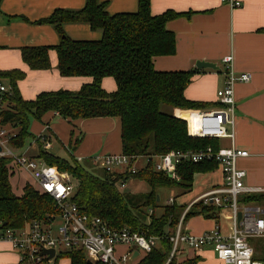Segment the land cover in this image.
<instances>
[{"label": "trees", "instance_id": "1", "mask_svg": "<svg viewBox=\"0 0 264 264\" xmlns=\"http://www.w3.org/2000/svg\"><path fill=\"white\" fill-rule=\"evenodd\" d=\"M3 0H0V4ZM107 2L86 0L83 8H56L49 17L36 24L52 25L60 36L57 45L24 46L21 48L24 62L32 70L52 67L50 51L58 56L57 68L62 76H88L93 80L83 84L77 91L60 89L45 91L33 100L22 97L18 80L25 78L20 69L1 70L0 78L8 79L11 95L1 107V122L18 128L12 144L24 148L30 132L32 119L42 121L45 114L55 112L73 123L79 119L112 117L121 121L122 153L130 156H152L169 150H196L207 145L218 148L216 139L194 137L189 132L186 116L207 105L189 100L185 90L198 69L187 71H158L154 57L176 53V34L167 28V22L178 17H190L194 12L167 10L155 15L151 0H138L134 12L111 14ZM67 23H85L92 30L101 31L99 40L71 38L64 30ZM113 77L117 90L108 92L102 86L103 78ZM48 131V130H47ZM48 133V132H47ZM73 135V133H72ZM81 137L70 143V154L80 143ZM38 157L49 166L67 173L76 181L73 202L82 213L101 218L113 228L129 227L135 231L159 238V245L136 264H166L172 243V235L187 205L166 204L160 215L157 197L160 187H178L190 191L196 173H208L218 169L216 162L184 163L179 166L180 179L174 180L157 172L149 162L137 173L122 175L99 167L92 158L79 161L73 155L62 157L50 152L39 143ZM8 160L0 159V233L6 229H19L33 221L47 222L59 214L54 198L38 192L26 184L23 193L17 195L9 179ZM122 178H133L148 183L150 191L141 194L123 192L119 189ZM243 203L261 204L264 193L243 196ZM145 208L153 209L151 215ZM214 206L196 203L189 210L186 221L196 215L214 218ZM150 218V219H149ZM251 239L255 248L254 259L264 262V242ZM70 258L71 264H90L84 250L60 251L53 259ZM48 260V259H46ZM175 259L170 261L173 263ZM196 262V259L186 261ZM91 264H102L93 262Z\"/></svg>", "mask_w": 264, "mask_h": 264}, {"label": "crops", "instance_id": "2", "mask_svg": "<svg viewBox=\"0 0 264 264\" xmlns=\"http://www.w3.org/2000/svg\"><path fill=\"white\" fill-rule=\"evenodd\" d=\"M107 2L111 14L134 12L138 0H100ZM241 3L233 6L230 0H151L155 15L167 10L194 13L190 17H178L167 22V28L176 34L177 50L173 55L154 57L158 71H187L198 69L185 90L189 100L207 106L202 110L219 106L217 92L224 86L227 66L226 56H232L231 68L237 73L250 72L252 80L235 86V146L245 149L249 156L238 160V167L245 170L244 179L249 187L264 188V0H234ZM86 0H3L0 4V69H20L26 72L18 80V88L26 100H33L45 91L66 89L79 90L83 84L92 82L88 76H62L57 68L58 56L50 51L52 67L47 70H32L23 60L24 46L57 45L60 36L52 25L36 24L49 17L56 8L80 9ZM65 32L74 39L99 40L101 31L92 30L85 23H67ZM199 61L215 63L219 69L198 68ZM10 87L8 79L0 78ZM102 86L108 92L117 90L113 77H105ZM183 114V113H181ZM32 123L35 135L49 133L51 149L58 140L65 148L81 137L72 151L79 161L105 154H122L121 121L119 118L99 117L75 120L73 123L55 112H48L42 121ZM48 128L46 132L45 128ZM73 133V135H72ZM221 144L230 145L223 139ZM37 154L38 151L30 152ZM220 171L215 174V172ZM200 175L202 186L193 188V203L201 195L219 186L223 181L222 171L217 169ZM195 175V177H196ZM32 183L34 180L31 178ZM195 182V178H194ZM176 200V199H175ZM188 204V205H189ZM193 233L200 234L214 228L216 221L203 215L191 217ZM186 223V229L192 232ZM214 251L211 247L187 250L179 258L186 262L200 254ZM0 264H21L19 253L13 243L0 239ZM42 264H54L53 259ZM58 264H71L70 258H61Z\"/></svg>", "mask_w": 264, "mask_h": 264}, {"label": "built area", "instance_id": "3", "mask_svg": "<svg viewBox=\"0 0 264 264\" xmlns=\"http://www.w3.org/2000/svg\"><path fill=\"white\" fill-rule=\"evenodd\" d=\"M233 6H240L239 1L230 0ZM232 56H226L227 66L224 86L218 90L219 106L214 109L195 110L186 116L189 132L194 137L227 139L229 146L219 144L196 150H169L166 153L150 156H130L122 154H105L92 157L93 161L109 172L122 175L137 173L147 163L152 162L157 172L168 175L177 181L180 179L178 168L184 163L216 162L222 171L223 182L201 195L193 203L187 205L181 214L175 232L169 236L172 250L166 264L187 250H201L211 247L224 264H264L254 259L255 248L251 243L253 238L264 237V207L255 203H243V196L263 193L264 188L249 187L245 184L246 171L238 167V160L249 156V152L235 146V86L238 83H248L253 76L250 72L237 73L231 68ZM11 87L0 79V113L1 107L8 96ZM49 127L46 126V132ZM16 133H11L9 125L1 122L0 115V159L8 160L7 168L11 179L18 173L28 174L33 180L32 185L40 193L50 194L59 209V214L53 215L47 222L33 221L19 229H6L0 233V239L13 243L19 253L21 264H42L48 259L43 251L54 249L55 256L60 251L82 249L88 260L102 264H129L130 260L139 261L150 253L159 241L158 237L147 236L129 227L113 228L101 218L82 213L75 202L76 182L72 177L49 166L37 154H31L28 149L17 148L12 144ZM44 144L51 147V136L42 133L32 140L30 149ZM145 159V163H140ZM133 179V178H131ZM130 180V179H129ZM128 180L122 178L120 187ZM29 181H26L25 185ZM30 184V183H29ZM176 202L174 197L168 204ZM196 203L214 206L216 224L210 231L200 234L186 229V216ZM61 219L57 231L55 222ZM135 251L138 255L134 256ZM143 254V255H142ZM179 261V260H178ZM134 264V263H130Z\"/></svg>", "mask_w": 264, "mask_h": 264}, {"label": "rangeland", "instance_id": "4", "mask_svg": "<svg viewBox=\"0 0 264 264\" xmlns=\"http://www.w3.org/2000/svg\"><path fill=\"white\" fill-rule=\"evenodd\" d=\"M32 123H37V121L32 119L31 126H32ZM9 128H10L11 133H17L19 130L18 128L11 127V126ZM30 132L35 134L33 127H30ZM31 144H32V139L28 138L26 140V144H25L26 146L24 148H25V150L28 149V151L33 153V151L37 150L38 145H34V147H32V149H30L29 147ZM224 145L227 146L226 144H224ZM47 149L50 152H52L56 155L62 156V157L71 158V156H72V154H70L69 150L67 148H65L58 140L55 141L54 147L52 149L51 148H47ZM140 163H145V159H141ZM218 172H220V171L215 172V174ZM200 177H201L200 175H196L193 188H195L197 186H202V183H201L202 181H200V179H199ZM9 179L12 183L13 190L17 195H20L23 193V189H24L26 181H30L32 183L31 177L28 176V174H24V173H18L12 179H11V176L9 174ZM72 179L74 181H76L73 177H72ZM174 180H176V179H174ZM118 187L121 191L127 192V193H132V194H141V193H146V192L150 191V187H149L147 182H145L143 180H137V179H130L126 182V185L124 187H120V186H118ZM192 190L183 192V190L178 188V187H160V188H158L157 191H158V195L160 197V200L158 201V204H159L158 207L154 208L155 214L160 215L162 213L163 206L168 204L167 202L171 197H174L176 199L175 203H177V205H180V206L188 205L189 202L192 200L193 196L194 195L196 196V194H193ZM259 205L264 207V202L259 204ZM145 210L148 212L149 215H151L153 212V209H151V208H145ZM191 220H192V218L189 219L188 227L190 228V230L193 233L195 231H193V227H190V221ZM61 222L62 221L59 218L56 220L55 226H54L55 231H57L58 225H60ZM186 223H187V221H186ZM255 242L258 244L263 243L264 237L257 239ZM157 244L159 245V243H157ZM179 258H181L180 255L178 256V260H179ZM178 260L175 259V261L173 263H175V264H224L223 261H221L217 257V255L215 254L214 251L208 252V253H206V255L200 254L198 257V260L196 262H193V263H188V262L182 263L181 261H178ZM130 263L136 264L137 261L130 260L129 264Z\"/></svg>", "mask_w": 264, "mask_h": 264}, {"label": "water", "instance_id": "5", "mask_svg": "<svg viewBox=\"0 0 264 264\" xmlns=\"http://www.w3.org/2000/svg\"><path fill=\"white\" fill-rule=\"evenodd\" d=\"M197 67L198 68H212V69H219L218 66L215 63H211V62H205V61H199L197 63ZM157 199L159 200V196L157 197ZM48 254V259H54L55 258V250L54 249H47L43 251V255ZM138 255V251H135L134 256ZM88 262L91 264L93 263L92 261L88 260Z\"/></svg>", "mask_w": 264, "mask_h": 264}]
</instances>
